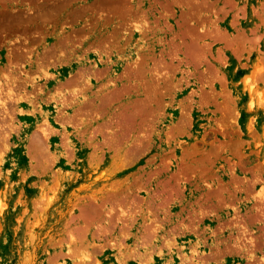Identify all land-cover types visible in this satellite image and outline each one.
<instances>
[{
  "label": "rangeland",
  "instance_id": "1",
  "mask_svg": "<svg viewBox=\"0 0 264 264\" xmlns=\"http://www.w3.org/2000/svg\"><path fill=\"white\" fill-rule=\"evenodd\" d=\"M0 98V264H264V0H0Z\"/></svg>",
  "mask_w": 264,
  "mask_h": 264
},
{
  "label": "bare ground",
  "instance_id": "2",
  "mask_svg": "<svg viewBox=\"0 0 264 264\" xmlns=\"http://www.w3.org/2000/svg\"><path fill=\"white\" fill-rule=\"evenodd\" d=\"M190 2H191V1H190ZM138 29H139V28H138ZM221 36H222V35H221ZM218 38H219V37H218ZM197 44H198V43H197ZM200 46H201V45H200ZM191 47H192V48H193V47L196 48V46H191ZM199 49H200V47H199ZM201 49H203V48H201ZM193 50H194V49H193ZM55 51H56V50H55ZM187 51H188V50H187ZM190 51H191V50H190ZM50 52H52V51H50ZM191 52H192V51H191ZM197 52H198V49H197ZM194 54H195V52H194ZM194 58H195V57H194ZM198 62H200V61H198ZM201 63H202V62H201ZM11 78H12V77H11ZM15 82H16V80H15ZM8 83H9V82H8ZM10 83H11V82H10ZM13 84H15V83H13ZM1 87H2V86H1ZM9 87H10V86H9ZM9 87H8V88H9ZM12 88H13V87H11V90H10V88H9L8 90H10V91L13 92L14 89L12 90ZM2 89H3V88H2ZM2 89H1V90H2ZM10 91H9V92H10ZM10 95H11V94L9 93L8 96H10ZM11 96H12V95H11ZM153 96H154V95H153ZM141 98H142V97H141ZM18 100H20V99L18 98ZM147 100H148V99H147ZM0 101H1V98H0ZM147 103H148V102H147ZM1 104L5 105V102H1ZM141 104H142V103H141ZM142 107H143V106H142ZM143 110H144V109H143ZM146 111H147V110H146ZM76 115H77V114H76ZM78 116H79V115H78ZM71 117H72V116H71ZM140 117H141V116H140ZM74 119H76V118H74ZM140 120H141V119H140ZM68 121H69V120H68ZM116 121H117V120H116ZM181 121H182V120H181ZM137 122H138V121H137ZM106 124H107V123H106ZM78 125H79V124H78ZM103 125H104V124H103ZM108 125H109V124H107V126H108ZM116 125H117V124H116ZM107 126H106V127H107ZM122 126H123V125H122ZM125 128H126V127H125ZM126 130H127V129H126ZM112 131H113V130H112ZM123 131H124V130H123ZM123 131H121V133H122ZM128 131H129V128H128ZM42 132H43V131H42ZM117 132H118V131H117ZM123 134H124V133H123ZM114 136H115V135H114ZM121 136H122V135H121ZM107 138H108V137H107ZM125 150H126V149H125ZM178 172H179V171H178ZM178 172H176V173H178ZM180 174H181V173H180ZM179 177H180V176H179ZM176 180H177V179H176ZM261 194H262V193H261ZM93 196H94V195H93ZM93 202H95V201H93ZM100 203H101V202H100ZM100 203H99V204H100ZM95 204H96V203H95ZM100 205H101V204H100ZM100 205H99V206H100ZM96 206H97V205H96ZM96 206H95V207H96ZM88 208H89V207H88ZM89 209H90V208H89ZM91 209H92V208H91ZM91 209H90V210H91ZM84 210H85V209H84ZM124 210H125V209H124ZM97 211H98V210H97ZM131 213H132V212H131ZM81 214H82V215H81V218L83 219L82 216H83L84 213L82 212ZM122 214H124V213H122ZM88 215H89V214H88ZM127 215H128V214H127ZM69 216H70V215H69ZM85 216H87V215L85 214ZM91 217H92V216H91ZM91 217H90V223H91V219H93V218H91ZM79 218H80V217H79ZM94 219H95V218H94ZM72 220H73V219H72ZM83 220H84V219H83ZM86 220H87V218H86ZM88 220H89V219H88ZM84 221H85V220H84ZM69 223H70V222H69ZM69 223H68V224H69ZM90 223H88V224H90ZM68 224H67V225H68ZM84 224H85V223H84ZM93 225H94V224H93ZM75 226H76V225H75ZM75 226H74V227H75ZM86 226H87V222H86V225L84 226V228H85ZM65 227H66V226H65ZM76 227H77V228H76ZM76 227H75L76 230H78L79 226H76ZM88 227H89V226H88ZM88 227H86V228H87V231H88ZM74 230H75V229H74ZM74 230H73V231H74ZM76 230H75V231H76ZM83 230H84V232H85L86 229H83V227H82V231H81V230H79V231H81V232L83 233ZM76 233H78V232H75V234H76ZM92 233H93V232H92ZM82 235H85V236H86V233H85V234H82ZM92 235H93V234H92ZM71 237H72V235H71ZM78 238H80V236H78ZM75 241H76V240H75ZM75 241L73 240V242H75ZM194 248H195V247H194ZM195 251H197V250H195Z\"/></svg>",
  "mask_w": 264,
  "mask_h": 264
}]
</instances>
